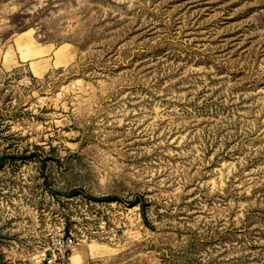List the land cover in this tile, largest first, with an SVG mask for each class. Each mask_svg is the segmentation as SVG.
I'll return each instance as SVG.
<instances>
[{"label": "rangeland", "instance_id": "obj_1", "mask_svg": "<svg viewBox=\"0 0 264 264\" xmlns=\"http://www.w3.org/2000/svg\"><path fill=\"white\" fill-rule=\"evenodd\" d=\"M54 227L71 264H264V0H0V264Z\"/></svg>", "mask_w": 264, "mask_h": 264}, {"label": "built area", "instance_id": "obj_2", "mask_svg": "<svg viewBox=\"0 0 264 264\" xmlns=\"http://www.w3.org/2000/svg\"><path fill=\"white\" fill-rule=\"evenodd\" d=\"M77 245L76 239L63 227L51 228L46 234L45 248L37 254L36 264H71V253Z\"/></svg>", "mask_w": 264, "mask_h": 264}, {"label": "trees", "instance_id": "obj_3", "mask_svg": "<svg viewBox=\"0 0 264 264\" xmlns=\"http://www.w3.org/2000/svg\"><path fill=\"white\" fill-rule=\"evenodd\" d=\"M74 195H75V193H72L71 196H74ZM89 199H91V198H89ZM102 200H103V199H102ZM103 201H104V202H110V201H113V199L105 198ZM135 204H136V203H135Z\"/></svg>", "mask_w": 264, "mask_h": 264}]
</instances>
